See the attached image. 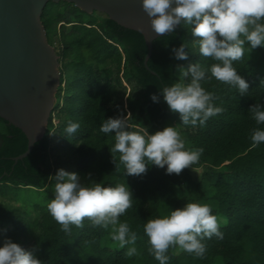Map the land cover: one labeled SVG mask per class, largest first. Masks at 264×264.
Segmentation results:
<instances>
[{
	"label": "trees",
	"instance_id": "16d2710c",
	"mask_svg": "<svg viewBox=\"0 0 264 264\" xmlns=\"http://www.w3.org/2000/svg\"><path fill=\"white\" fill-rule=\"evenodd\" d=\"M41 19L60 57L56 103L43 139L23 159L16 160L28 149L27 137L0 118V198L8 188H34L46 194L49 204L59 169L76 172L84 180L91 174V180L105 186L127 184L133 206L120 221L137 233L138 255L127 257L133 245L121 248L111 239V228L94 227L86 218L83 228L72 225L67 234L50 215L48 204L36 206L38 215L31 221L19 212L20 206L2 202L6 196L0 200V247L11 239L44 264H160L148 252L144 225L195 202L212 205L213 214L222 221L223 239H206L203 258L170 248L168 264H264V143L253 146L251 141L253 129L264 130V124L258 125L249 113L250 106L264 105V47L252 51L246 45L243 58L233 62L250 84L246 95L215 78L205 79L202 86L218 97L213 103L224 111L205 125L184 126L164 102L161 89L179 81L178 66L199 62L208 69L215 63L199 54L190 26L179 25L156 39L145 64L144 36L106 15L88 14L61 1L49 2ZM183 43L188 45V59L178 60L172 49ZM126 85L131 87L128 93ZM153 94L159 102L151 99ZM121 114H130L129 124L150 133L180 124L186 149H204L192 165L202 168L200 177H194L192 167L178 175L167 174V166L155 165L141 176L126 175L123 165L116 170L110 151L115 133L105 134L100 127L105 119ZM69 121L80 125L72 135L65 132Z\"/></svg>",
	"mask_w": 264,
	"mask_h": 264
},
{
	"label": "clouds",
	"instance_id": "9594fccd",
	"mask_svg": "<svg viewBox=\"0 0 264 264\" xmlns=\"http://www.w3.org/2000/svg\"><path fill=\"white\" fill-rule=\"evenodd\" d=\"M142 6L156 35L166 36L177 26L188 25L196 38L199 54L215 61L208 69L199 62L191 63L187 68L178 66L179 81L161 89L164 102L172 113L179 114L182 125H205L211 117L223 113L224 109L213 103L218 97L202 86L205 79L215 78L230 85L238 89L241 96L248 93L250 84L238 74L233 62L243 58L246 45L252 51L264 47V0H142ZM186 49V43L173 48L174 57L187 60ZM208 72L211 75H207ZM151 99L159 102L160 97L153 94ZM249 113L258 125L264 124V105L250 106ZM129 115L105 119L100 127L105 134L115 133V143L110 151L116 170L123 165L126 175L141 176L147 173L150 165H155L159 168L167 166V174L178 175L199 162L204 149H186L180 124L150 133L145 127L129 124ZM79 127L78 123L69 121L65 132L72 135ZM251 141L253 146L264 143V130L253 129ZM90 175L84 180L76 172L59 169L53 177L55 197L47 205L50 215L67 234H71L72 225L83 228L86 218L94 227L111 228V239L119 242L121 248L133 245L128 247L125 255H138L134 246L137 233L127 222L120 221V217L133 206L130 187L124 183L105 186L91 180ZM221 222L213 214L212 205L187 203L169 215L147 221L144 232L150 245L148 252L160 264H168L167 253L177 246L190 255L203 258L207 251L206 239L213 236L223 239ZM0 264L44 262L33 251L5 239L0 247Z\"/></svg>",
	"mask_w": 264,
	"mask_h": 264
},
{
	"label": "water",
	"instance_id": "95a60500",
	"mask_svg": "<svg viewBox=\"0 0 264 264\" xmlns=\"http://www.w3.org/2000/svg\"><path fill=\"white\" fill-rule=\"evenodd\" d=\"M61 1L88 14H105L118 25L141 33L148 47L145 64L153 42L162 37L153 32L142 0H0V118L28 139L26 153L16 160L27 157L43 139L56 103L60 57L48 41L41 18L49 2Z\"/></svg>",
	"mask_w": 264,
	"mask_h": 264
},
{
	"label": "rangeland",
	"instance_id": "374dc122",
	"mask_svg": "<svg viewBox=\"0 0 264 264\" xmlns=\"http://www.w3.org/2000/svg\"><path fill=\"white\" fill-rule=\"evenodd\" d=\"M103 17L105 14H100ZM59 43L57 40H55V46L58 47ZM127 89V93L131 90L129 85L125 86ZM126 93V94H127ZM57 123V120L55 121ZM196 170V171H195ZM192 169L194 177L198 179L202 173V168H197V169ZM8 194L4 195L6 196L2 202H5L8 206L11 207H21L20 211L23 213L25 216L30 218L31 221H33L36 216L38 215V210L36 209L38 207H43L48 204V198L46 194L42 191H39L34 188H8ZM1 196L0 200L4 197ZM177 253L180 252V248L177 246L176 248Z\"/></svg>",
	"mask_w": 264,
	"mask_h": 264
}]
</instances>
